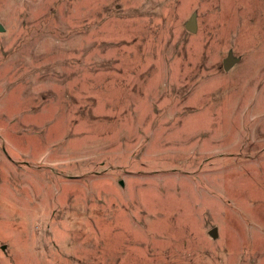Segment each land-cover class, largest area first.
Instances as JSON below:
<instances>
[{"label": "rangeland", "instance_id": "374dc122", "mask_svg": "<svg viewBox=\"0 0 264 264\" xmlns=\"http://www.w3.org/2000/svg\"><path fill=\"white\" fill-rule=\"evenodd\" d=\"M0 26V264H264V0H0Z\"/></svg>", "mask_w": 264, "mask_h": 264}, {"label": "water", "instance_id": "95a60500", "mask_svg": "<svg viewBox=\"0 0 264 264\" xmlns=\"http://www.w3.org/2000/svg\"><path fill=\"white\" fill-rule=\"evenodd\" d=\"M196 15L195 13H193L189 20L185 22L184 27L187 31L191 32V33H195L196 32ZM3 30V28L0 26V32ZM239 61L238 57H235L232 53V51H229L226 55V57L222 60V68L224 71H228L234 64H236ZM209 235L211 237H215L216 236V229L212 228L209 231Z\"/></svg>", "mask_w": 264, "mask_h": 264}]
</instances>
